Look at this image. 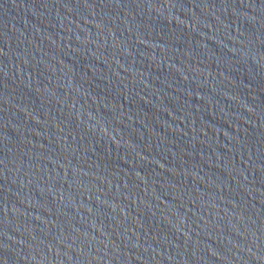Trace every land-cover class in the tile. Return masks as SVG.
I'll use <instances>...</instances> for the list:
<instances>
[{"label": "water", "instance_id": "1", "mask_svg": "<svg viewBox=\"0 0 264 264\" xmlns=\"http://www.w3.org/2000/svg\"><path fill=\"white\" fill-rule=\"evenodd\" d=\"M0 264H264V0H0Z\"/></svg>", "mask_w": 264, "mask_h": 264}]
</instances>
